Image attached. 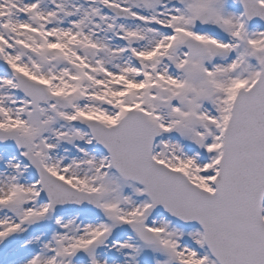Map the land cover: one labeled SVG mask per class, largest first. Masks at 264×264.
Here are the masks:
<instances>
[{"label":"snow or ice","instance_id":"1","mask_svg":"<svg viewBox=\"0 0 264 264\" xmlns=\"http://www.w3.org/2000/svg\"><path fill=\"white\" fill-rule=\"evenodd\" d=\"M0 264H264V0H0Z\"/></svg>","mask_w":264,"mask_h":264}]
</instances>
